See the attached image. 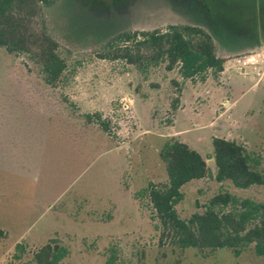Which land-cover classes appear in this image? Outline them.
<instances>
[{
  "label": "rangeland",
  "instance_id": "obj_1",
  "mask_svg": "<svg viewBox=\"0 0 264 264\" xmlns=\"http://www.w3.org/2000/svg\"><path fill=\"white\" fill-rule=\"evenodd\" d=\"M170 24L205 28L219 56L249 70L186 79L151 52L140 66L106 56L114 33ZM31 25H48L66 67L50 86L28 55L0 48V264H34L52 240L69 250L61 264H105L111 253L114 264H264L251 247L235 257L158 245L148 199L136 196L167 179L159 150L174 127L213 172L212 137L264 162V0H56ZM221 189L264 202V184L208 176L182 187L179 216Z\"/></svg>",
  "mask_w": 264,
  "mask_h": 264
},
{
  "label": "trees",
  "instance_id": "obj_2",
  "mask_svg": "<svg viewBox=\"0 0 264 264\" xmlns=\"http://www.w3.org/2000/svg\"><path fill=\"white\" fill-rule=\"evenodd\" d=\"M55 1L0 0V48L9 54L28 55L39 65L44 82L50 86L64 71L65 59L58 53V42L48 25L36 30L31 21ZM104 48L106 56L124 58L138 66L148 56L143 55L151 52L153 60L161 57L166 70L177 67L186 79H193L207 69L221 72L225 61L216 53L212 35L192 24H170L163 30L118 31L107 38ZM93 117L106 131V122L98 114ZM211 143L214 172L200 152L177 136H167L159 150L167 179L161 183L149 182L136 194L148 199L158 245L199 250L228 248L235 257L251 247L257 256L264 257V202L221 189L208 198L202 211H194L187 218L180 217L175 208L183 199L182 187L192 180L213 176L217 182L227 180L239 189L264 184V162L259 155L223 137H212ZM5 237L6 232L0 228V242ZM68 254L66 246L52 240L34 252L33 260L34 264H61ZM114 263L115 255L111 253L105 264Z\"/></svg>",
  "mask_w": 264,
  "mask_h": 264
},
{
  "label": "crops",
  "instance_id": "obj_3",
  "mask_svg": "<svg viewBox=\"0 0 264 264\" xmlns=\"http://www.w3.org/2000/svg\"><path fill=\"white\" fill-rule=\"evenodd\" d=\"M242 64V63H241ZM243 66H244V68H243ZM247 65L246 64H242V65H235V64H233V63H231V64H229V63H227V60L225 59V61L223 62V70L221 71V72H219L220 74H222V75H224V73L226 72V70H228V69H231V68H242V70L244 69V72H242V73H247L246 72V70H249V67H246ZM227 100L225 99V100H223L222 99V103H224L225 104V102H226ZM179 108L181 107V106H178ZM177 107V108H178ZM175 111V110H174ZM173 123V122H172ZM180 133H182V130H177V128H173L172 129V131L171 132H169V133H167L166 134V136H171V135H174V136H177V137H179V135H180ZM188 144V143H187ZM189 145V144H188ZM190 146V145H189ZM199 152V151H198ZM213 160V159H212ZM208 164V163H207ZM213 172V171H212Z\"/></svg>",
  "mask_w": 264,
  "mask_h": 264
},
{
  "label": "built area",
  "instance_id": "obj_4",
  "mask_svg": "<svg viewBox=\"0 0 264 264\" xmlns=\"http://www.w3.org/2000/svg\"><path fill=\"white\" fill-rule=\"evenodd\" d=\"M128 101V100H127Z\"/></svg>",
  "mask_w": 264,
  "mask_h": 264
}]
</instances>
